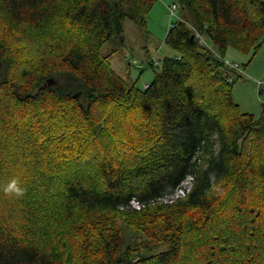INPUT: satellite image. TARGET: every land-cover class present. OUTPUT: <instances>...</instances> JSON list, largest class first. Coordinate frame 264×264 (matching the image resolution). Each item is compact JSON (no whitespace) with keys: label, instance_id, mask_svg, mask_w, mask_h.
<instances>
[{"label":"trees","instance_id":"1","mask_svg":"<svg viewBox=\"0 0 264 264\" xmlns=\"http://www.w3.org/2000/svg\"><path fill=\"white\" fill-rule=\"evenodd\" d=\"M176 1L195 25L142 89L101 48L158 0H0V264H264V105L240 110L225 59L261 49L264 1Z\"/></svg>","mask_w":264,"mask_h":264},{"label":"rangeland","instance_id":"2","mask_svg":"<svg viewBox=\"0 0 264 264\" xmlns=\"http://www.w3.org/2000/svg\"><path fill=\"white\" fill-rule=\"evenodd\" d=\"M264 1V0H262ZM176 4L177 11L172 16L169 6ZM185 18L191 25H195L192 14L183 10L176 0H158L150 12L146 27H141L132 21H127L121 38L115 37L101 48L103 57H109L114 71L123 77L128 84L137 83L142 89H147L160 74V68H154L151 63L161 61L167 56H174L176 52L165 44V37L172 22ZM229 63H239L244 72L237 78L234 85L233 97L243 113L259 117L264 105V43L252 59L235 49H229L225 54ZM161 63V62H160ZM237 76V75H234ZM160 205V204H157ZM156 206V205H155ZM150 207V206H149ZM128 241L134 238L126 235ZM165 247L157 248V254Z\"/></svg>","mask_w":264,"mask_h":264},{"label":"built area","instance_id":"3","mask_svg":"<svg viewBox=\"0 0 264 264\" xmlns=\"http://www.w3.org/2000/svg\"><path fill=\"white\" fill-rule=\"evenodd\" d=\"M169 10L172 16L175 15V12L177 11L176 4H173L172 6H169ZM173 23L171 24L170 28L173 27ZM199 39V42L202 45L209 46L208 43L204 40L203 37H201L200 34L196 35ZM210 47V46H209ZM227 65L234 69L236 73L241 75L244 70L241 67L240 64L237 63H229L226 61ZM154 66L158 67L160 65L159 61L153 60ZM235 78V76H232L231 81ZM264 84V81H261L258 83V87L261 88V86ZM195 177L194 175H188L187 178L181 183V185L171 194H166L164 196H161L159 198L153 199L149 202H142L138 198H133L128 205L121 207V210L125 211H141L145 209L148 206H155L157 204L160 205H172L180 200H183L187 198V196L191 193L193 186H194Z\"/></svg>","mask_w":264,"mask_h":264},{"label":"clouds","instance_id":"4","mask_svg":"<svg viewBox=\"0 0 264 264\" xmlns=\"http://www.w3.org/2000/svg\"><path fill=\"white\" fill-rule=\"evenodd\" d=\"M5 192L7 193H15L16 195H21L23 193V189L17 186V181L13 180L7 188H5Z\"/></svg>","mask_w":264,"mask_h":264},{"label":"water","instance_id":"5","mask_svg":"<svg viewBox=\"0 0 264 264\" xmlns=\"http://www.w3.org/2000/svg\"><path fill=\"white\" fill-rule=\"evenodd\" d=\"M196 39V35H194V36H192V40H195ZM50 83L52 84V83H55V81L52 79L51 81H50Z\"/></svg>","mask_w":264,"mask_h":264},{"label":"crops","instance_id":"6","mask_svg":"<svg viewBox=\"0 0 264 264\" xmlns=\"http://www.w3.org/2000/svg\"><path fill=\"white\" fill-rule=\"evenodd\" d=\"M232 63H234V62H232ZM237 64H239V63H237ZM244 69V68H243Z\"/></svg>","mask_w":264,"mask_h":264}]
</instances>
